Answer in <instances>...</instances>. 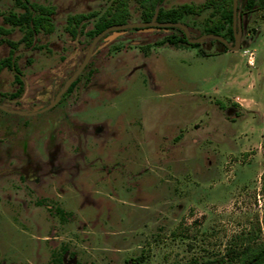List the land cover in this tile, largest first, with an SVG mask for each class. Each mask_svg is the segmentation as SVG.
<instances>
[{
    "label": "rangeland",
    "instance_id": "obj_1",
    "mask_svg": "<svg viewBox=\"0 0 264 264\" xmlns=\"http://www.w3.org/2000/svg\"><path fill=\"white\" fill-rule=\"evenodd\" d=\"M24 1L55 8L54 32L28 47L5 20L24 10L0 0V60L13 52L23 82L18 94L16 71L3 68L0 103L28 109L81 65L114 2ZM128 8L141 21L135 0ZM94 12L75 37L66 30L70 16ZM211 12L185 17L194 36ZM172 33L104 37L59 106L0 113V264H203L264 243V11L246 12L238 51L162 44Z\"/></svg>",
    "mask_w": 264,
    "mask_h": 264
},
{
    "label": "trees",
    "instance_id": "obj_2",
    "mask_svg": "<svg viewBox=\"0 0 264 264\" xmlns=\"http://www.w3.org/2000/svg\"><path fill=\"white\" fill-rule=\"evenodd\" d=\"M16 5L21 7L24 12L17 14L11 12L5 17L8 24L19 27L24 31L23 40L28 47H32L33 39L35 35L40 33L49 34L54 32L55 25L52 16L55 14V8L52 6H44L37 3L28 4L24 0H14ZM129 1L130 0H113V7L106 10L95 22L94 28L88 32L92 38L99 33L103 32L110 26L125 24L129 20ZM141 10V20L148 22L154 17L157 8L159 22H184V19L188 15H198L204 9H211L213 20H210L204 28L205 34H217L224 38L233 41V0H206L202 6H195L191 4H184L171 9H164L161 4L164 0H135ZM259 1V4H258ZM244 3V12H252L255 9H261L264 11V0H239L240 3ZM96 12L89 14H76L68 18L66 30L75 37L77 35V27L96 17ZM170 31H174L171 35H168L165 41L161 43H168L175 47L191 46L197 47L198 45H191L188 43L184 33L177 28H170ZM7 32V31H6ZM227 51V50H225ZM13 53L9 58L0 60V70L6 66L10 69L14 68L16 73L19 74L18 67L12 63ZM16 81L21 84L18 93H21L23 89V83L20 77L16 76ZM72 90V88H71ZM264 193V175L262 176V188ZM144 256H141L136 261H142ZM57 264H65L63 259H59ZM203 264H264V243L257 245H247L245 248H234L229 250L225 255L214 260H209Z\"/></svg>",
    "mask_w": 264,
    "mask_h": 264
},
{
    "label": "water",
    "instance_id": "obj_3",
    "mask_svg": "<svg viewBox=\"0 0 264 264\" xmlns=\"http://www.w3.org/2000/svg\"><path fill=\"white\" fill-rule=\"evenodd\" d=\"M158 10L157 8L156 13L153 17V19L150 22H133V23H126V24H121V25H115L112 26L105 31H103L101 34L97 36L95 39L93 45L89 49L83 63L81 66L76 70V72L68 79V81L65 83L64 87L62 88L61 92L58 94L56 100L52 101L50 105L42 109L40 112H45L50 110L52 107H54L61 99L62 95L69 89V87L72 85V83L77 79V77L80 75V73L83 71V69L86 67L89 59L93 55V50L95 47V44L97 40L106 34L109 31H114V32H120V31H125L128 29H142V30H154V29H160V30H168L170 28H177L181 29L188 42L190 44H200L203 43L206 40L214 39L219 42H221L228 50L231 51H238L241 49V38H242V27L240 25V19H239V0H233V30H234V42H228L224 37L217 35V34H205L202 35L198 38H191V33L188 29V27L180 22H158ZM238 26V30H237ZM14 112V111H12ZM16 113H19L21 115H29L28 112L25 111H15ZM35 113V112H33Z\"/></svg>",
    "mask_w": 264,
    "mask_h": 264
},
{
    "label": "flooded vegetation",
    "instance_id": "obj_4",
    "mask_svg": "<svg viewBox=\"0 0 264 264\" xmlns=\"http://www.w3.org/2000/svg\"><path fill=\"white\" fill-rule=\"evenodd\" d=\"M239 19H240V25H241V27H242V36H243V31H244V28H245V16H246V12H242L241 11V6H239ZM153 19V18H152ZM151 21V20H150ZM150 21H148V22H150ZM158 21V20H157ZM138 22H144V21H138ZM159 22V21H158ZM127 23H133V22H129V20H128V22ZM180 23H183V24H185L187 27H188V25L185 23V21L184 22H180ZM126 24V23H125ZM121 25V24H120ZM115 26V25H114ZM110 27H112V26H110ZM110 27H108V28H110ZM107 28V29H108ZM232 28H233V24H232ZM188 29H189V27H188ZM106 30V29H105ZM104 30V31H105ZM128 30H131V31H136V32H139V31H145V30H142V29H128ZM128 30H125V31H120V32H114V31H109V32H107L106 34H104L103 36H101L98 40H97V42H96V44H95V47H94V50H93V55L91 56V58L98 52V50L100 49V45H98L99 44V42L104 38V37H106L107 38V40L108 41H106V42H109V41H112L113 39H115V38H117L118 36H120V34H122V33H126ZM154 30H158V31H160V29H154ZM181 30V29H180ZM237 30H238V26H237ZM168 31H170V30H168ZM182 31V30H181ZM189 31H190V29H189ZM183 32V31H182ZM53 33V32H52ZM102 33V32H101ZM101 33H99V34H101ZM184 33V32H183ZM190 33H191V38H198V37H200V36H198V37H196V36H194V34L190 31ZM49 34H51V33H49ZM98 34V35H99ZM98 35H96V36H94V37H92V39H93V41H92V44H91V46L93 45V43H94V41H95V39L97 38V36ZM185 35V34H184ZM203 35H205V33L203 34ZM202 36V35H201ZM221 36V35H220ZM233 36H234V30H233ZM223 37V36H222ZM226 39V38H225ZM210 40H213V42H215L218 46H220L221 48H222V51H224V52H227V51H229L221 42H219V41H217V40H214V39H210ZM228 42H234V40L233 41H230V40H228V39H226ZM188 41V40H187ZM206 41H208V40H206ZM206 41H204L203 43H200V44H204ZM189 43V42H188ZM190 44V43H189ZM200 44H191V45H200ZM91 46H90V48H91ZM189 47H191V46H189ZM241 47H242V38H241ZM89 48V49H90ZM89 49H88V51H89ZM225 50H227V51H225ZM88 51H87V53H88ZM13 53V52H12ZM87 53H86V55H87ZM86 55H85V57H86ZM10 57V56H9ZM8 57V58H9ZM90 58V59H91ZM7 59V58H6ZM85 59V58H84ZM90 59H89V61H90ZM84 61V60H83ZM83 61H82V63H83ZM89 61H88V63H89ZM81 63V64H82ZM88 63H87V65H88ZM87 65H86V67L83 69V71L87 68ZM81 66V65H80ZM79 66V67H80ZM78 67V68H79ZM3 68H8V67H6V66H4V67H2V69ZM77 68V69H78ZM1 69V70H2ZM8 69H10V68H8ZM13 70H15L14 68H12ZM12 69H10V70H12ZM19 69V68H18ZM76 69V70H77ZM0 70V71H1ZM83 71L80 73V75L83 73ZM76 72V71H75ZM74 72V73H75ZM21 73V71L19 70V74ZM73 73V74H74ZM19 74H17L18 76H19ZM72 74V75H73ZM16 75V76H17ZM71 75V76H72ZM80 75L77 77V79L72 83V85L69 87V89L62 95V97H61V99H60V101L54 106V107H52L50 110H53L54 108H56L57 106H59L61 103H62V100H63V97H64V95L66 94V93H70V92H72L73 91V89L76 87V85L78 84V82H79V80H80ZM70 76V77H71ZM20 77V76H19ZM69 77V78H70ZM68 78V79H69ZM15 79H16V77H15ZM68 79L66 80V82L68 81ZM22 81V80H21ZM65 82V83H66ZM18 83V82H17ZM23 83V82H22ZM65 83H64V85H65ZM20 84V83H19ZM64 85L61 87V89L59 90V92H57V94H55V95H53V97L50 99V101H49V103L48 104H46V105H44V106H42V105H34V106H31L30 108H28V109H22V108H15V107H11V106H9L8 104H6L5 102H2V103H0V113H4L6 116H8L9 118H24V117H29V116H35V115H40V114H44V113H47V112H49L50 110H48V111H45V112H40L42 109H44L45 107H47L48 105H50L51 104V102L52 101H54V100H56V98H57V96H58V94L61 92V90H62V88L64 87ZM20 87H21V84H20ZM71 88H72V90H71ZM19 90H20V88H19ZM19 90H18V92H19ZM17 92V93H18ZM19 94V93H18ZM12 111H14V112H12ZM15 111H25V112H28V114L29 115H21V114H19V113H16ZM33 112H35V113H33ZM18 118V119H19ZM63 262H64V260H63Z\"/></svg>",
    "mask_w": 264,
    "mask_h": 264
},
{
    "label": "built area",
    "instance_id": "obj_5",
    "mask_svg": "<svg viewBox=\"0 0 264 264\" xmlns=\"http://www.w3.org/2000/svg\"><path fill=\"white\" fill-rule=\"evenodd\" d=\"M248 63L250 66H253L254 65V57L250 56Z\"/></svg>",
    "mask_w": 264,
    "mask_h": 264
},
{
    "label": "crops",
    "instance_id": "obj_6",
    "mask_svg": "<svg viewBox=\"0 0 264 264\" xmlns=\"http://www.w3.org/2000/svg\"><path fill=\"white\" fill-rule=\"evenodd\" d=\"M254 62H255V60H254ZM235 101H237V103H238V100H235ZM235 104H236V102H235Z\"/></svg>",
    "mask_w": 264,
    "mask_h": 264
}]
</instances>
